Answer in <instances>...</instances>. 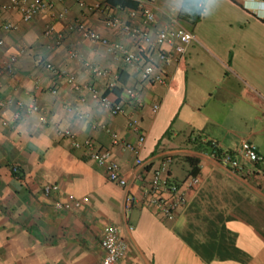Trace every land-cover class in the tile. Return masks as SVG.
<instances>
[{
	"label": "crops",
	"instance_id": "1",
	"mask_svg": "<svg viewBox=\"0 0 264 264\" xmlns=\"http://www.w3.org/2000/svg\"><path fill=\"white\" fill-rule=\"evenodd\" d=\"M119 1L109 0L108 11L152 36L177 26L196 35L179 62L158 64L167 76L165 85L140 77L149 55L158 63L154 52L108 28L102 14L78 6L93 0H64L27 23L13 8L0 10V18L14 26L10 31L0 26V97L12 101L0 113V264H102L100 240L106 225L118 227L127 241L116 264H264V7L251 0H144L155 15L150 24L129 15L143 0H122L133 6ZM197 2L202 12L196 18ZM60 12H65L63 19L57 18ZM77 19L143 55L139 67L70 33L67 25ZM48 25L54 33L45 36ZM57 34L62 40L55 45ZM161 48L172 51L168 43ZM70 52L77 57L70 58ZM11 55L16 61L8 72ZM45 62L82 87L95 86L111 102L121 103L123 113L111 115L86 91L76 92L65 78L47 70ZM88 64L107 74L96 76ZM114 80L115 88L108 90ZM127 89L137 93L138 103L129 99ZM15 101L34 102L38 110L29 114L17 109ZM16 111L19 120L2 125ZM76 112L85 117L79 119ZM131 120L145 136L139 152L144 168L135 166L132 152L112 146L106 131L134 144L138 133ZM64 128L79 141L92 139L109 150L128 187L109 182L84 150L72 148L57 133ZM242 139L256 145L263 161H244L242 170L233 172L211 156L212 143L234 152ZM188 156L199 160L198 181L191 187L189 167L182 160ZM166 157L171 162L161 176L177 184L185 197L172 216L144 196L153 171ZM13 166L19 169L17 177ZM142 170L143 178L135 179ZM47 183L58 184L60 191L45 195ZM127 191L135 198L129 211L124 207ZM66 194L88 196L92 203L85 209L56 210L55 201ZM159 197L174 198L167 192Z\"/></svg>",
	"mask_w": 264,
	"mask_h": 264
},
{
	"label": "built area",
	"instance_id": "2",
	"mask_svg": "<svg viewBox=\"0 0 264 264\" xmlns=\"http://www.w3.org/2000/svg\"><path fill=\"white\" fill-rule=\"evenodd\" d=\"M64 0H5V3L0 1V10L13 8L15 9L22 22H30L39 12L49 9L52 10L56 4L62 3ZM108 1L109 0H93V3L89 6H86L83 2H78V6L85 8L90 12H98L104 16L105 25L113 30H119L123 34L140 42L141 44L147 46L152 52L156 54V61H152L153 57L148 56L145 64L140 67V77L145 82L150 84H161L165 85L167 83V76L162 71L159 70L158 64L168 65L171 62H179L182 59L186 46L194 41H196V35L182 26H177L172 29H162L156 32L154 36L150 34L147 29H143L134 25H131L127 22L121 21L119 18L114 16L108 11ZM148 3H153L155 0H145ZM246 1V0H245ZM264 6V0H251ZM129 15L134 17H139L143 22L152 24L155 21V15L151 7L146 5V2L140 1L138 7L129 12ZM65 17V12H60L57 14V18L63 19ZM0 26L5 31H10L14 26L10 23L3 21L0 18ZM67 30L70 33L79 35L82 39L89 40L91 42L99 43L105 47L109 52L120 55L123 58L124 63L128 65H136L139 67L140 61L144 59L143 55L140 53L131 52L119 42H112L107 38L101 36L95 30L89 28L81 20H75L67 25ZM54 33V26L48 25L44 34L45 36H50ZM62 40V34L56 35L55 45L60 44ZM168 43L172 47L171 52L164 51L161 47L163 44ZM2 40H0V46ZM23 53V50L20 51ZM70 58H76L77 55L74 52L69 53ZM16 61V55H11L5 65V69L8 72L13 71V65ZM41 62V61H40ZM44 66L47 70L57 73L58 76L65 78L66 82L73 86L74 90L78 93L86 91L89 94V97L92 100L99 102L101 105L107 107L111 115H120L123 113V107L121 103L111 102L109 99L102 96L98 89L93 85L80 86L76 84L74 78L68 74L58 72L56 68L49 62H45ZM91 71L96 76H104L107 74L105 70H102L98 67H94L88 64ZM116 86V81H110L107 85L108 90H113ZM52 93H55L56 90L52 89ZM129 99L138 103L139 99L137 93L133 89H127L126 91ZM85 96H80V101L83 102ZM12 104L11 100L2 99L0 97V113L6 109L9 104ZM17 109H24L27 113L37 112L38 107L34 102L25 104L22 101L14 102ZM158 105H154L153 110L156 111ZM68 111H72L71 108ZM76 116L79 119L84 118L85 116L76 112ZM21 117V113L16 111L11 120L2 119V125H8L15 123ZM134 132L138 133L136 142L134 144L123 142L117 133L110 132L111 145L119 146L124 150L130 151L135 155V166L136 167H146L144 162L139 157L140 149L142 148L145 140V136L140 132L137 122L131 120L129 123ZM57 133L67 139L70 142V145L74 149L84 150L87 158L95 164L98 168L102 169L106 175V178L109 182L126 189L129 185L127 178L122 174V171L119 167V164L111 158V153L109 150L96 146L95 142L92 139H86L84 141H79L70 129H58ZM211 156L216 159L222 166L233 171L238 172L242 170V162L246 161L249 163H258L263 161V157L258 153L257 147L248 139H242L239 147L234 151H223L220 150L217 144L212 143L210 146ZM171 162L170 157H166L163 162L160 164L159 168L153 171L152 177L150 179L149 186L144 189V196L149 204L155 206L157 210L162 212L167 216H172L177 208L182 207L185 204V197L183 193L179 190V186L175 183L167 182L161 176L162 172L166 171V167ZM144 170V169H143ZM140 171L134 177L135 179H142L144 171ZM198 179L192 177L189 182V187L196 185ZM43 193L45 195H50L54 192H59L60 188L58 184L47 183L43 185ZM159 192H167L174 196L171 199H162L159 197ZM135 202L134 196L127 191L125 195L124 207L126 211H129L132 205ZM91 200L88 196H75L73 194H66V197L62 201H55L54 207L56 210H77L85 209L91 205ZM128 230L132 231L133 226L129 225ZM100 246L103 250V259L102 264H116L125 254L127 249V241L121 234V230L113 225H106L102 231V238L100 240Z\"/></svg>",
	"mask_w": 264,
	"mask_h": 264
},
{
	"label": "trees",
	"instance_id": "3",
	"mask_svg": "<svg viewBox=\"0 0 264 264\" xmlns=\"http://www.w3.org/2000/svg\"><path fill=\"white\" fill-rule=\"evenodd\" d=\"M186 1L188 2V0H186ZM199 3L200 2L195 3L194 13H195L196 18L199 17L201 12H202L201 8L199 7ZM119 4H120V6H128V5L133 6V5H135V3L131 4L128 1H122V0L119 1ZM182 160H184V162L189 167L188 175L191 177H196L199 173V160L195 157H189V156L182 158ZM11 172L14 174V176L17 177V175L15 173L19 172L18 167L17 166L11 167Z\"/></svg>",
	"mask_w": 264,
	"mask_h": 264
},
{
	"label": "clouds",
	"instance_id": "4",
	"mask_svg": "<svg viewBox=\"0 0 264 264\" xmlns=\"http://www.w3.org/2000/svg\"><path fill=\"white\" fill-rule=\"evenodd\" d=\"M204 15H211V13L210 12H206Z\"/></svg>",
	"mask_w": 264,
	"mask_h": 264
},
{
	"label": "snow or ice",
	"instance_id": "5",
	"mask_svg": "<svg viewBox=\"0 0 264 264\" xmlns=\"http://www.w3.org/2000/svg\"><path fill=\"white\" fill-rule=\"evenodd\" d=\"M249 6H256V5H254V4H250ZM261 7H264V6H261Z\"/></svg>",
	"mask_w": 264,
	"mask_h": 264
}]
</instances>
